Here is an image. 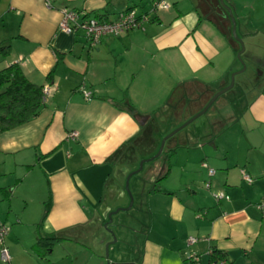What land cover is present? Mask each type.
Here are the masks:
<instances>
[{
    "label": "crops",
    "instance_id": "1",
    "mask_svg": "<svg viewBox=\"0 0 264 264\" xmlns=\"http://www.w3.org/2000/svg\"><path fill=\"white\" fill-rule=\"evenodd\" d=\"M152 1L0 0V46H9L0 69L17 63L30 82L49 86L36 117L0 133V221L10 227V260L0 264H73L81 256L79 264H189L191 250L211 264L209 247L229 264H264V0H223L238 35L251 38L258 54L259 73L240 92L238 126L224 123L235 121L232 111L220 120L222 139L237 127V140L207 153L200 141L191 150L185 139L163 162H145L128 181L132 233L127 223L110 233L121 210L111 222L108 214L129 205L127 176L159 145L137 147L135 155L142 119L134 112L168 109L173 96L179 106L188 97L196 114L239 68L240 45L223 35L230 33L229 12L212 0H165L170 8L152 13L144 30L104 36L94 46L80 31L58 30L63 7L112 20L130 7L149 11ZM220 191L228 199L215 200ZM189 236L201 240L187 247ZM51 237L57 240L42 256L35 243ZM130 238L133 255L122 244Z\"/></svg>",
    "mask_w": 264,
    "mask_h": 264
},
{
    "label": "rangeland",
    "instance_id": "2",
    "mask_svg": "<svg viewBox=\"0 0 264 264\" xmlns=\"http://www.w3.org/2000/svg\"><path fill=\"white\" fill-rule=\"evenodd\" d=\"M234 19V18H233ZM235 20L231 19V24L233 25V22ZM232 25L230 29V35L234 42H236V39L241 40L242 45L244 47L242 53L240 56H237V53L241 49L242 45H240L239 50L235 52V64L239 65L237 71V76L234 77V71L230 73V83H233L232 87L219 95L216 100L209 106V108L200 116L196 117L193 121L188 123L186 126H184L182 129L178 130L176 133L173 135L169 136L166 138L171 132H173L175 129L178 127L182 126L185 122H187L193 115H195V110L192 109L191 107V100L189 98L183 97L181 100L180 106H178L176 109L172 110V112L169 114L166 113L168 109H161L159 112H157L154 117L149 121L147 124L148 127L150 128L148 132V140L155 142V140L159 139V145L157 147V150L155 154L158 152L159 147L161 145V142L164 140L163 143V149L161 153L156 157L157 162H163L165 159L169 147L173 144H181L185 139H188L186 143H189L190 149L192 150H198L199 147L196 148L194 146L198 141H200L201 146H204V149L206 152L214 153L217 151H220L222 148L224 141L230 144H234L235 140H237L236 136L237 133L234 137V132L236 131V128H234L235 131H232L230 137H227V139H222L221 137V121L223 120L224 117H226L228 111L234 112V119L235 121L230 122V119H224V123L226 125H235L238 126L237 124V111L241 110L244 104V101L242 100V91L249 89L251 86L252 82L254 79L257 77L259 73V68L257 61L253 58L252 55L257 56L258 54H252L253 47H251L250 43L252 42L251 38H242L238 35V30H236V25H235V36L232 34ZM240 71V72H238ZM233 75V77H232ZM228 84V86H229ZM218 91V90H217ZM240 92L241 95H240ZM238 93L240 97H238ZM177 106V105H175ZM174 107V104H173ZM193 114V115H192ZM192 115V116H190ZM151 116V115H150ZM232 118V119H233ZM223 124V123H222ZM161 133V134H160ZM160 137V138H159ZM153 142V143H154ZM212 142L219 147L218 150H215V145L212 144ZM154 154V155H155ZM208 155V154H207ZM211 156V155H210ZM149 162V161H148ZM139 167V164H138ZM216 171L215 166L212 167ZM143 171V168L140 170V172ZM128 182V181H127ZM206 188V187H205ZM125 189H126V181H125ZM207 190V189H205ZM129 191V187L127 184V190ZM130 194V193H129ZM130 200V198H129ZM130 202V201H129ZM132 211H127V210H121L117 214H115L112 222L110 223V229L115 230L119 228V224L121 223H127L126 225L128 228H124L126 232L132 233V226H133V218H132ZM119 225V226H118ZM113 230V231H114ZM134 238H130L126 243L124 244L123 247H126L129 249V252L131 255L132 254V242L134 241ZM126 241V240H125ZM127 245V246H126ZM117 246H122L120 242H118ZM85 247H87L85 245ZM109 251L104 248L102 251V254H108ZM83 254V253H82ZM83 260L82 256L79 257L78 261L75 262L73 261V264H79ZM48 263V261H47Z\"/></svg>",
    "mask_w": 264,
    "mask_h": 264
},
{
    "label": "built area",
    "instance_id": "3",
    "mask_svg": "<svg viewBox=\"0 0 264 264\" xmlns=\"http://www.w3.org/2000/svg\"><path fill=\"white\" fill-rule=\"evenodd\" d=\"M46 5L48 6V0H45ZM170 4L165 0H153L149 11H141L136 7L127 8L121 10L117 13L114 19L112 20H100L96 17H91L84 12H80L74 9L63 7L61 9V18L58 23V30L67 33L75 34L78 31L82 32L84 37L90 46L96 45L104 36H119L122 33L128 32L130 30H144L146 23L151 20V14L156 13L158 10H166L170 8ZM85 99L90 98V93L82 89ZM49 93V86L44 85L42 87V97L46 101L47 95ZM71 137L77 136L76 132L70 133ZM204 166H207L206 163H203ZM208 168V167H207ZM215 173V170L208 168V175L212 176ZM242 178L247 183H252L251 176L245 172L241 171ZM207 189L210 188V182L205 183ZM215 200L219 201L221 199H228V196L220 191L213 194ZM261 208L264 209V205H261ZM10 227L4 222L0 221V259L4 262H9L10 254L8 247L5 243V238L9 233ZM201 239L195 236H189L186 239L187 247H190L196 244ZM207 254L211 258V264H229V261L226 257L221 255L215 256L214 249L209 247L207 249ZM214 254V256H213ZM187 260L189 264H202L201 255L196 251L191 250L187 253Z\"/></svg>",
    "mask_w": 264,
    "mask_h": 264
},
{
    "label": "trees",
    "instance_id": "4",
    "mask_svg": "<svg viewBox=\"0 0 264 264\" xmlns=\"http://www.w3.org/2000/svg\"><path fill=\"white\" fill-rule=\"evenodd\" d=\"M223 35L225 37H228L229 40L234 41L230 33L229 35L223 33ZM8 48L9 46L7 45L6 46L1 45L0 52L5 54ZM42 87L43 86L41 85H37L30 82L17 63L10 64L0 69V133L12 129L14 127H17L19 125H22L38 115V113L45 104V101L43 100L42 97ZM174 99L175 98L173 96H170L169 99L165 102V106H170V108H168V111H166L167 114H169V112L171 113L172 110L175 109V107L179 106L178 105L179 102L175 101ZM122 101L124 105L128 107V110L131 111L134 109L128 99ZM160 110H155L151 114V116L150 115L142 116L134 112L133 115L137 120L142 119V122H140L141 131L132 140L136 145V147L134 146V144L132 145V147H134V149L132 150L135 152L136 156H137L136 152L138 151V149L136 150L137 147L145 148L149 145H153L154 142L153 139L152 141L148 140L147 135L150 128L148 127L147 124L152 119V117H154V115ZM119 152L120 149H118L114 155L116 156ZM155 152H153L152 155ZM133 157L134 155L133 156L131 155L129 159L132 160ZM167 168L168 169L166 170L164 175L168 173L169 165H167ZM55 240H57V238L51 237V238H47L46 240L39 239L35 243L36 246L35 249L43 248L42 256H45L47 252L51 250ZM213 249L215 256L221 255L223 257H226L222 251L217 250L215 248ZM212 258L210 255V259Z\"/></svg>",
    "mask_w": 264,
    "mask_h": 264
},
{
    "label": "water",
    "instance_id": "5",
    "mask_svg": "<svg viewBox=\"0 0 264 264\" xmlns=\"http://www.w3.org/2000/svg\"><path fill=\"white\" fill-rule=\"evenodd\" d=\"M212 1L214 2V5H215V6H217V4H218L221 8L226 9V10L229 12L230 20H231V19L234 20L232 14L230 13V12H231V11H230V8L224 3L223 0H212ZM232 22H233V21H232ZM232 34L235 36V22H233V25H232ZM236 40H237V42L239 43V45H242L241 40H239V39H236ZM243 49H244V47H243V45H242L241 49H240L239 52L237 53V56H238V57H239L240 54L242 53ZM233 75H234V74H233ZM233 75H232V77H233ZM232 85H233V83H230L229 86H227L226 88H224V89H222V90L216 92V93L214 94V96L209 100V102L206 104V106H205L201 111H199L198 113H196L195 115H193V116H192L187 122H185L182 126L178 127V128L175 129L173 132H171L166 138H168L169 136L173 135V134L176 133L178 130H180V129H182L184 126H186L188 123H190L191 121H193L196 117H198V116H200L201 114H203V113L209 108V106L214 102V100H215L219 95H221L222 93H224L225 91H227L228 89H230V88L232 87ZM163 143H164V140L161 142V145H160V147H159V150H158V152H157L155 155L151 156L150 158H146V159H142V160H140V162H139V167L137 168V170H135L134 172L130 173V174L127 176V178H126V190H127V184H128L127 181H129L130 176H131L132 174H136V173L140 172V170L142 169L143 164H144L145 162H148V161L154 160V159H155V158L161 153V151H162V149H163ZM127 193H128L129 198H130V202H129L128 207H127V208H121V209L119 208V209H116L114 212H110V213L108 214V221H109V222H111L112 215H113L114 213H116L117 211H119V210H127V209H130V208H131L132 203H133V197L131 196V194H129V193H130L129 191H127ZM110 233H111L112 237H114V234H113L112 230H110ZM107 246H108V245H106V248H107Z\"/></svg>",
    "mask_w": 264,
    "mask_h": 264
}]
</instances>
